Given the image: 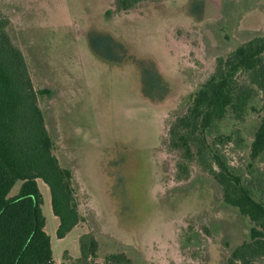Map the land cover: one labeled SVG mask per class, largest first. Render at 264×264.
Wrapping results in <instances>:
<instances>
[{
  "label": "rangeland",
  "instance_id": "1",
  "mask_svg": "<svg viewBox=\"0 0 264 264\" xmlns=\"http://www.w3.org/2000/svg\"><path fill=\"white\" fill-rule=\"evenodd\" d=\"M0 14L33 88L50 92L38 106L90 226L139 248L145 260L125 248L132 264H227L249 242L251 223L194 163L188 180L175 179L167 124L186 111L217 57L264 34V0H165L126 12L113 0H1ZM260 118L243 125L249 139ZM225 150L232 165H245V155ZM42 192L58 263L69 247L52 234Z\"/></svg>",
  "mask_w": 264,
  "mask_h": 264
},
{
  "label": "trees",
  "instance_id": "2",
  "mask_svg": "<svg viewBox=\"0 0 264 264\" xmlns=\"http://www.w3.org/2000/svg\"><path fill=\"white\" fill-rule=\"evenodd\" d=\"M162 1L113 0V4L116 12H126L143 2ZM10 26L0 14V264H53L37 180L48 188L51 211L59 222L57 239L86 220L78 209L73 173L55 156L54 141L38 106V98L50 92L33 88ZM263 112L264 34H259L217 57L213 73L199 86L186 111L167 124L166 148L179 157L175 179L188 180L189 165L194 163L219 186L224 203L251 223L249 242L238 246L227 264H264V118L252 138L243 130L249 117ZM227 148L245 155V165H232ZM17 182L21 183L18 193L8 197ZM79 250V259L67 257L70 264H98L92 233L80 237ZM101 264L132 262L118 253L106 256Z\"/></svg>",
  "mask_w": 264,
  "mask_h": 264
},
{
  "label": "crops",
  "instance_id": "3",
  "mask_svg": "<svg viewBox=\"0 0 264 264\" xmlns=\"http://www.w3.org/2000/svg\"><path fill=\"white\" fill-rule=\"evenodd\" d=\"M15 185H16V183H15ZM15 185L13 186V188L15 187ZM20 185L21 184H19V188H20ZM37 187H38L39 192L41 193V196L43 194V192H42L43 189H45V190H47V192H49L47 186L45 184H43V182L41 180H37ZM12 189H11V191H12ZM11 191L9 192L8 197L15 196L18 193L19 189L16 193L14 192L11 194ZM52 216H53L52 221L54 222L52 234L55 235V232H56V229L58 227L59 222H58V219L53 214H52ZM82 216L86 220L85 223H80L77 226H75L64 238H62V239L56 238L60 243H67L69 248L64 249V251L62 252V256L60 257L58 263H56L54 261V254L52 252L53 264H70L68 261L63 260V256L65 254L67 255L68 258H70L72 260L79 259V257H80L79 239L82 235L88 234L90 232L94 235L95 240L98 244L97 259H96V262L98 264H101L103 261V258H105L108 255L118 254V253L126 254L125 248L127 246L131 248L130 250H133L143 260H145L143 254L141 253L139 248H137L136 246H134L128 242H125L122 239H119L117 236L102 235L100 232H98L97 230H95L93 227L90 226L88 217L86 215H82ZM44 231L48 235V237L50 239V245L52 246L51 235L46 231V220H45ZM51 250H52V248H51ZM130 260L133 261V259H130Z\"/></svg>",
  "mask_w": 264,
  "mask_h": 264
}]
</instances>
